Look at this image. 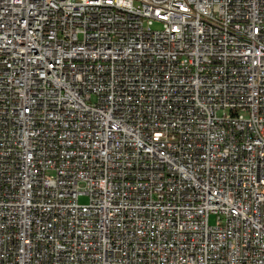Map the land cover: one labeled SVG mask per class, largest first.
<instances>
[{
  "label": "built area",
  "instance_id": "2783aa9c",
  "mask_svg": "<svg viewBox=\"0 0 264 264\" xmlns=\"http://www.w3.org/2000/svg\"><path fill=\"white\" fill-rule=\"evenodd\" d=\"M0 264H264V0H0Z\"/></svg>",
  "mask_w": 264,
  "mask_h": 264
},
{
  "label": "rangeland",
  "instance_id": "374dc122",
  "mask_svg": "<svg viewBox=\"0 0 264 264\" xmlns=\"http://www.w3.org/2000/svg\"><path fill=\"white\" fill-rule=\"evenodd\" d=\"M154 28H158V25H156ZM79 202L80 203H86L87 202V197L86 196H81L80 198H79ZM209 222L210 223H213L214 222V217L213 216H211L210 218H209Z\"/></svg>",
  "mask_w": 264,
  "mask_h": 264
}]
</instances>
